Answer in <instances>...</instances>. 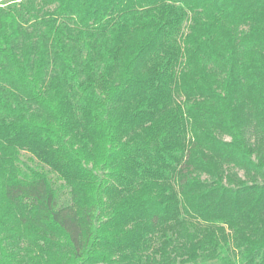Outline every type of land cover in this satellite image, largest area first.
I'll use <instances>...</instances> for the list:
<instances>
[{
    "label": "trees",
    "instance_id": "1",
    "mask_svg": "<svg viewBox=\"0 0 264 264\" xmlns=\"http://www.w3.org/2000/svg\"><path fill=\"white\" fill-rule=\"evenodd\" d=\"M208 263L264 264V0H0V264Z\"/></svg>",
    "mask_w": 264,
    "mask_h": 264
},
{
    "label": "rangeland",
    "instance_id": "2",
    "mask_svg": "<svg viewBox=\"0 0 264 264\" xmlns=\"http://www.w3.org/2000/svg\"><path fill=\"white\" fill-rule=\"evenodd\" d=\"M240 175H241V173H240ZM208 264H215V263H208Z\"/></svg>",
    "mask_w": 264,
    "mask_h": 264
}]
</instances>
